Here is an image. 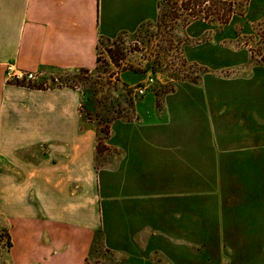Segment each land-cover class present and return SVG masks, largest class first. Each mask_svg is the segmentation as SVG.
<instances>
[{
  "label": "rangeland",
  "instance_id": "1",
  "mask_svg": "<svg viewBox=\"0 0 264 264\" xmlns=\"http://www.w3.org/2000/svg\"><path fill=\"white\" fill-rule=\"evenodd\" d=\"M38 85L78 89L79 129L94 135L91 169L74 177L94 172L104 219L86 264H264V217L246 194L264 141V0H164L137 39L102 40L94 69ZM46 148L0 155V264L9 216L61 211V188L19 168Z\"/></svg>",
  "mask_w": 264,
  "mask_h": 264
},
{
  "label": "crops",
  "instance_id": "2",
  "mask_svg": "<svg viewBox=\"0 0 264 264\" xmlns=\"http://www.w3.org/2000/svg\"><path fill=\"white\" fill-rule=\"evenodd\" d=\"M163 2L0 0V155L29 156L33 147L47 145L41 157L24 158L19 168L34 176L40 173L44 187H60L65 197L56 215L8 217L9 264H86L103 230L94 172L88 183L74 180L80 171H90L94 153V135L79 129L80 92L64 85L33 87L51 74L94 69L102 40L137 39L139 28L159 18ZM9 63L40 77L31 85L7 81ZM249 152L246 194L252 211L262 219L264 141ZM83 186L91 192L81 198ZM259 224L264 228V221Z\"/></svg>",
  "mask_w": 264,
  "mask_h": 264
},
{
  "label": "built area",
  "instance_id": "3",
  "mask_svg": "<svg viewBox=\"0 0 264 264\" xmlns=\"http://www.w3.org/2000/svg\"><path fill=\"white\" fill-rule=\"evenodd\" d=\"M39 77H40V74L36 71H29V70L22 69L18 67L15 63L7 64V67H6L7 81H17V82L30 84V83L37 81ZM152 80H153L152 78H149L144 85L136 88V91L140 95L145 94Z\"/></svg>",
  "mask_w": 264,
  "mask_h": 264
}]
</instances>
